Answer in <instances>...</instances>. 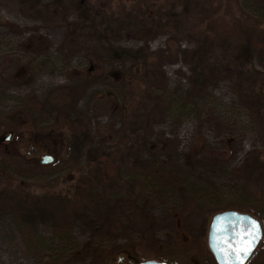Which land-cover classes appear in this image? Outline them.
<instances>
[{
	"label": "rangeland",
	"instance_id": "374dc122",
	"mask_svg": "<svg viewBox=\"0 0 264 264\" xmlns=\"http://www.w3.org/2000/svg\"><path fill=\"white\" fill-rule=\"evenodd\" d=\"M236 2L0 0V139L18 142L0 144V192L19 197L1 204L16 220H0V264H216L207 231L229 208L139 200L165 165L223 200L243 188L236 211L264 228V21ZM139 128L143 145L108 141Z\"/></svg>",
	"mask_w": 264,
	"mask_h": 264
},
{
	"label": "trees",
	"instance_id": "16d2710c",
	"mask_svg": "<svg viewBox=\"0 0 264 264\" xmlns=\"http://www.w3.org/2000/svg\"><path fill=\"white\" fill-rule=\"evenodd\" d=\"M216 0H212V2L214 3ZM240 7L244 8L246 10V14L248 15V17L250 18H255L257 19L259 22L264 21V0H241V4L239 2V0H237L236 2ZM88 73V72H87ZM125 84H128L127 81L122 80ZM196 99V98H195ZM194 99V101H195ZM140 101V100H139ZM137 101L136 104L140 105L141 102ZM180 103V111L181 112H185V110H187L188 106L191 103H184L181 100L179 101ZM193 107H195L196 102H193ZM263 108V102L262 105L260 106ZM263 115V114H262ZM143 133V137L142 139H139L138 142H140L141 145H143V143L146 141L148 142V135H145L146 132H143L140 128L135 130V131H131V133H127V134H123V136L121 134L119 135H113L110 136L112 138H109L108 141H110L109 143H111V140L117 139V141L120 143L122 141H129L131 137H133L136 133ZM9 133H12V138L10 139L11 142L16 144L18 143L17 141L14 142V132L9 131ZM79 135V134H78ZM71 138L73 139V141L75 143L78 142V139L80 138L79 136H72ZM121 138V139H120ZM106 141H102L100 142L99 146H98V151L109 148V147H105L104 143ZM137 145L136 140H132V144ZM1 144V143H0ZM3 144V143H2ZM109 165V164H107ZM114 165V164H113ZM113 165L110 164L111 167H113ZM118 167V166H116ZM194 167H197L196 164ZM119 169H121V165L119 166ZM162 173L161 170L160 171H155L153 172L154 175L149 171L148 172V176L147 178H145V180H143L142 182L144 183V185L142 184V190L141 192L143 194H141V196H139V200L140 198H144L146 196V198H149L152 200V203H158V202H167V201H171L174 199L177 200V204L184 206L185 204H188L189 206H191V204L193 203H197V202H204L206 204L212 203L213 199L215 198L216 204H214L213 206L218 208L219 211H223L222 209L224 208H229V210H240V208L242 207L244 208H249V206H251L254 202V200L252 201L250 198V195H248L243 188L239 189V188H235V187H231L237 190L236 194H229L228 196L230 197L231 201L226 200L227 198H225V200H223L222 196L224 195V191L220 190V192H213L211 190V187L206 186V182H203V180L199 177L193 176V174H189V173H185V174H181L182 172L178 171L177 169H171L169 168V166H163L162 167ZM111 170V169H110ZM108 172V171H107ZM107 172H103L104 174H106ZM119 173H122V171H118ZM178 180L176 179V176H179ZM108 177V174L105 175ZM132 182L133 183H137L140 181L138 179H136L135 177L132 178ZM79 188V192L86 189L84 186H78ZM227 189V187H225V190ZM147 190V191H146ZM88 191V190H87ZM239 191V192H238ZM9 192H0V210L1 209V204H3V202L7 199V196H9L10 198H8L7 200H10L7 202V204L11 205L13 202L15 203V200H17V197L15 195V193L11 192L9 194H7ZM150 193H154L151 194ZM111 197H117V195H111ZM224 197V196H223ZM21 201L19 202L20 205H27L29 207V202L27 201V197L25 198H20ZM53 204L52 202H48V200H43V201H38V205H44L47 206L45 204ZM184 203V204H183ZM35 205H37L36 203H34ZM73 203L67 202V203H63L60 202L59 205L54 204L58 207L59 209V219H65V217L67 218L69 216L70 210H72L73 207ZM117 208H122L121 202L116 203ZM240 207V208H239ZM191 208V207H190ZM251 208V207H250ZM186 212V211H185ZM185 212L182 211L181 213L185 215ZM6 220L8 219L9 222L14 223V221L16 220L12 214V211L10 209L6 210L5 212L0 211V220ZM69 232H65L61 238H60V244H61V251L65 250L66 245L69 246L70 244V239L67 238ZM34 244V242H33ZM67 248V247H66ZM62 255V256H61ZM55 256V259H59L63 257V254ZM55 263V262H54Z\"/></svg>",
	"mask_w": 264,
	"mask_h": 264
},
{
	"label": "water",
	"instance_id": "95a60500",
	"mask_svg": "<svg viewBox=\"0 0 264 264\" xmlns=\"http://www.w3.org/2000/svg\"><path fill=\"white\" fill-rule=\"evenodd\" d=\"M90 71V70H89ZM12 134H7L0 139V143L10 141ZM53 162L50 155L43 156L40 160L42 165ZM255 222L257 229H253ZM254 233L255 238L250 235ZM263 237L260 222L253 216L235 210L223 211L215 214L207 231V248L216 264H246L258 248ZM251 242L250 251L240 254L236 250L243 243ZM137 264H168L148 260Z\"/></svg>",
	"mask_w": 264,
	"mask_h": 264
},
{
	"label": "snow or ice",
	"instance_id": "6c2138e0",
	"mask_svg": "<svg viewBox=\"0 0 264 264\" xmlns=\"http://www.w3.org/2000/svg\"><path fill=\"white\" fill-rule=\"evenodd\" d=\"M253 229L254 230L257 229V226H256L255 222H253ZM250 235L253 236V239L255 238L254 233H250ZM250 248H251V242L250 241L248 243H243L242 242V246L240 248H238L236 251L238 253H240V254H244V253L250 251Z\"/></svg>",
	"mask_w": 264,
	"mask_h": 264
},
{
	"label": "flooded vegetation",
	"instance_id": "af4514ba",
	"mask_svg": "<svg viewBox=\"0 0 264 264\" xmlns=\"http://www.w3.org/2000/svg\"><path fill=\"white\" fill-rule=\"evenodd\" d=\"M258 220V219H257ZM259 221V220H258ZM260 222V221H259ZM260 224H261V222H260ZM261 227H262V230H263V237H262V240H261V242H260V244H259V246H258V248L255 250V252H254V254L252 255V257L247 261V263L246 264H248L249 263V261L255 256V254H256V252L258 251V249L260 248V246H261V243H262V241H263V239H264V228H263V226H262V224H261ZM121 260H123V259H121ZM120 260V261H121ZM130 264H133V263H130Z\"/></svg>",
	"mask_w": 264,
	"mask_h": 264
}]
</instances>
